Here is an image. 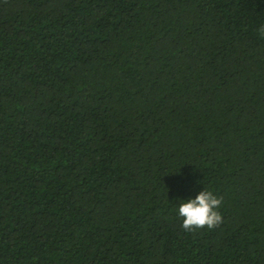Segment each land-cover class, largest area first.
I'll list each match as a JSON object with an SVG mask.
<instances>
[{"label": "trees", "instance_id": "16d2710c", "mask_svg": "<svg viewBox=\"0 0 264 264\" xmlns=\"http://www.w3.org/2000/svg\"><path fill=\"white\" fill-rule=\"evenodd\" d=\"M264 0H0V264H264ZM222 223L185 231L201 191Z\"/></svg>", "mask_w": 264, "mask_h": 264}, {"label": "clouds", "instance_id": "9594fccd", "mask_svg": "<svg viewBox=\"0 0 264 264\" xmlns=\"http://www.w3.org/2000/svg\"><path fill=\"white\" fill-rule=\"evenodd\" d=\"M258 31L261 36H264V25H261ZM222 200V197L218 198L213 192L205 189L195 198H190L181 203L178 213L183 218V229L185 231H194L205 226L209 229L218 226L222 223V216L218 211Z\"/></svg>", "mask_w": 264, "mask_h": 264}]
</instances>
